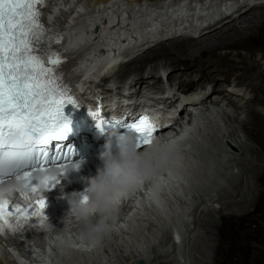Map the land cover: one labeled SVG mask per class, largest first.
Listing matches in <instances>:
<instances>
[{
	"label": "bare ground",
	"instance_id": "bare-ground-1",
	"mask_svg": "<svg viewBox=\"0 0 264 264\" xmlns=\"http://www.w3.org/2000/svg\"><path fill=\"white\" fill-rule=\"evenodd\" d=\"M80 5L77 11V17H73L72 11L65 13L66 9L70 5L69 0H57V9L55 14H62L65 21L58 19V23L54 28L53 33L61 32L67 26L70 32H65V44L71 45L72 43L78 42V40L83 39V36L79 32H73L71 30L72 26L76 25L74 21H85L91 22V18L99 19V23L103 22L105 37L104 42L113 47H121L131 49L133 48L132 42L127 43L126 35H130V39L136 40L134 35L139 36V44L142 47L148 48L151 44H159L160 40L164 36H169V38H175L177 36H188L192 39L188 40H178L172 42L168 46H161L160 49L150 55L143 57L140 64L146 61L155 60L160 56H163L164 60L159 58L160 64L163 68H171L173 71L169 73L168 81L176 82L174 83V89L177 87V83L181 87L179 89L187 95L190 91L187 90V85L190 84H202L205 81H209L214 84V92L217 94L215 101L210 102V106H207L206 110L210 107L209 113L210 118L214 120L203 118L202 125H206L209 121L211 126L216 129L219 124L218 116L222 119L233 123L231 125V130L234 134H228L226 129L223 133V139L220 143L219 138L212 142L209 141L214 146L215 153H211L209 159L194 158V163L186 170V174L179 180L170 182L163 186L168 190L166 193H161L160 189L149 191L147 195H144V201L142 205V211L136 215H131L128 217L126 223L122 226L125 227H114L111 233L106 236L97 244H91L90 249L88 243H84L82 247H88L89 254L81 253L82 256H77L80 254L75 251H67L66 256L59 264H192V260L201 259L207 264H212L208 256H197L193 254L191 256L186 251V241L187 245L190 246L192 242V236L190 227L193 226L194 229H204L207 231V227L213 225L219 233L220 242L214 244L216 247V254H221L222 259L218 258L219 264H231L229 261L228 254L225 253V244L227 239L232 238V234L240 228L234 225H229L227 220H230L231 216L226 215L224 212L230 208L229 203L224 201V196L222 193H217L218 198L213 199L212 194L215 192L216 182L224 177L225 171L222 172L220 169L223 164L219 157L225 158L229 164L236 162L237 166L241 165L243 160L242 156L245 153V149L250 145L248 142L254 140L259 143L264 148V113L260 112L258 107L264 109V68L261 66V61H264L263 57L260 59L255 57V53L251 51L248 55L243 54L240 50H253L260 48L264 51V4H260V0H212L211 5L207 7V0H198L204 6L194 14V9L191 7L190 3L186 0H76ZM172 3V4H171ZM218 3L221 5L218 6ZM169 4V6H164ZM199 14H203V18H197V26L192 25L194 22V17ZM208 14H214L215 16L221 17L218 22H211V17ZM236 14H242L243 16L236 19ZM72 16L73 18H68ZM245 16V18H243ZM242 24V22H245ZM202 22L201 24H199ZM225 22V25L219 31L208 38H201L204 32L210 29H219L218 25ZM134 27V33L124 30L127 25ZM199 24V25H198ZM74 36H77L76 38ZM200 38V39H199ZM121 39V41L119 40ZM195 43L197 46V52L199 56H194L190 63V58L188 54L189 46L185 47V43ZM119 43V44H118ZM186 43V44H188ZM89 44H96L93 40H85L81 43L82 48L88 49ZM174 45V50H170L169 46ZM177 51V53H176ZM192 51V50H190ZM133 51L127 52L124 56L127 57ZM186 56L185 59H181V56ZM184 60L185 71L179 73L176 69V65ZM115 60L113 59L112 62ZM136 61V60H135ZM124 65L119 69L116 74L115 80L124 77L126 70L131 64ZM98 61L95 57L90 59L91 69ZM84 69V65H76L75 70L79 71ZM165 74V69L161 70ZM86 77H90L92 72L89 70H84ZM148 78H143L139 73V68L135 67L134 77H127L121 83V86L116 88L115 96L116 98L125 97L124 95H131L133 93L136 95L142 94L141 103L144 106L149 105L155 100V97L151 93L161 91V87L158 86L160 81V76L158 77L159 71L157 65H154L147 72ZM179 73V74H178ZM232 78L233 82L230 83L226 88L222 87V83H229L228 79ZM130 81V82H129ZM83 84L80 81L77 85L78 88ZM110 83H106L108 86ZM142 84V86H141ZM112 85H110V88ZM172 86V87H173ZM194 86V85H192ZM207 86V85H206ZM140 87V89H138ZM219 87V88H218ZM144 88V90H141ZM209 89L210 86H207ZM201 88L200 96L202 99L208 96L206 89ZM245 90L241 93L236 92L237 89ZM104 91L103 88H101ZM231 89V90H230ZM249 91V98L245 97V93ZM194 92H197L195 90ZM105 95H113V91H104ZM171 93L166 92L163 97L165 103H168L171 99ZM159 99V100H160ZM234 109L233 115L229 112ZM91 111L95 112V108H91ZM89 115V114H88ZM245 115V118L241 116ZM170 118H173L171 114H168ZM204 121V122H203ZM229 129V128H228ZM219 134V135H221ZM227 134V136H226ZM209 137V136H208ZM228 140H230L235 151H230L228 147ZM179 140L175 141V145H178ZM197 139L188 142V145L193 146L196 144ZM222 145V146H221ZM232 157L228 156V152ZM235 147V148H234ZM199 152V151H198ZM188 152L185 151V156ZM199 155V154H198ZM240 156V157H236ZM239 164V165H238ZM184 165V164H183ZM198 169V171H196ZM261 174L259 176L260 182L264 185V165L260 167ZM201 170V172L199 171ZM239 174H245L242 167L239 168ZM176 183L179 185L176 187ZM213 183V184H212ZM208 184H211L210 186ZM189 189V194H185L182 191L178 199L187 198L189 200L196 201L198 205H191L187 208L186 213L177 212L179 203L177 202V196L175 201V196H171L173 191L179 192L180 190ZM201 188L199 190L195 188ZM222 189V186H218ZM264 187V186H263ZM203 188L207 190L204 191ZM206 194L208 197H206ZM226 195V192H224ZM209 198L208 204L204 202ZM159 200V201H158ZM219 203L220 209L218 211L221 224L218 222L211 221L208 225H204L202 219L192 220V216L195 211L198 210L202 205L208 208L207 212H210V207ZM257 208L264 207V195L261 194L254 201ZM254 202L249 203L252 205ZM187 204V202H185ZM202 203V204H201ZM245 201L244 204H246ZM236 207L242 209V205L239 201H236ZM204 212V211H203ZM201 212V214L203 213ZM204 214V213H203ZM250 212H247L245 217L247 218ZM162 224L161 228H167L169 233L162 235L163 241L172 242V235L175 237L177 242L184 243V250L181 254H174V250L170 252V257L172 260H162L169 253L168 249L158 250L155 246V240L151 238L149 233L151 232L155 238H157L151 229L144 228L145 225L153 226V221ZM190 221L192 224H190ZM175 228H172L174 227ZM136 235L135 237L132 234ZM162 232V229H160ZM157 231V229H156ZM198 230H196L197 232ZM144 233H147L145 235ZM209 243H215L213 236L211 237L210 232H208ZM261 233V234H260ZM258 234V235H257ZM6 235L11 236V234L6 233ZM192 235V236H191ZM257 235L260 238L262 235L264 237V224H259L255 231H249V237ZM138 241L136 245L133 242ZM194 243V242H192ZM167 246L168 243H165ZM95 247V252L97 256H91L92 247ZM167 252V253H166ZM225 254V257H224ZM173 255V256H172ZM37 255H31L35 258ZM42 256L47 258L48 254L43 252ZM86 256V259L84 260ZM111 256V257H110ZM115 260L113 261V259ZM258 258V257H256ZM256 258H251L249 255L246 256L244 264H254L256 263ZM21 258L19 254L11 246H0V264H20ZM35 264H45L42 262H36Z\"/></svg>",
	"mask_w": 264,
	"mask_h": 264
},
{
	"label": "snow or ice",
	"instance_id": "snow-or-ice-1",
	"mask_svg": "<svg viewBox=\"0 0 264 264\" xmlns=\"http://www.w3.org/2000/svg\"><path fill=\"white\" fill-rule=\"evenodd\" d=\"M48 5L49 0H0V183L13 177L21 180L15 190L21 199L40 190L41 173L48 190L68 168L79 167V162H72L73 149L64 144L70 121L63 109L67 104L76 107L61 71L65 58L53 49L47 53V64L44 61L43 38L50 29L42 18ZM60 41L57 37L55 43ZM88 114L101 131L105 125L126 129L138 151L151 144L157 132L146 115L127 122L106 119L99 110L89 109ZM52 168L57 169L54 176L49 175ZM81 199L86 201V194ZM45 206L43 196L23 205L11 197L0 198V237L21 233L32 220L43 229L48 224Z\"/></svg>",
	"mask_w": 264,
	"mask_h": 264
},
{
	"label": "rangeland",
	"instance_id": "rangeland-1",
	"mask_svg": "<svg viewBox=\"0 0 264 264\" xmlns=\"http://www.w3.org/2000/svg\"><path fill=\"white\" fill-rule=\"evenodd\" d=\"M264 2V0H260L259 3ZM236 14V19L240 18V16L242 17V14ZM245 18V16L243 17ZM245 22H242V24H245ZM223 27L219 28V29H210L206 32H204V36H202L201 38L205 39L208 38L209 36H211L212 34H214L216 31H219L220 29H222ZM216 34V33H215ZM188 39H192L188 36H177L175 38H168V36H164L161 38L160 43L159 44H155L153 46L150 47V49L144 53L142 56H140L135 62L134 64L132 63L131 66H129L125 72V76L121 77L120 79H117L113 82H111L108 86H104L102 87L104 89V91H109L112 90L113 91V95H115L116 93V88L118 86H121V83L125 80V78L130 77L133 78L134 77V69L135 67L139 68V73L140 75L145 78V77H149L147 74V72L150 70V68L154 65H157V69L158 71L160 69H163L162 65L160 64V59L164 60L163 56H160L159 58L155 59V60H150V61H146L143 64H140V62H138L139 60H141L143 57L150 55L154 52L157 53V51L160 49L161 46H168L169 44H171L172 42L178 41V40H188ZM200 39V38H199ZM188 43V42H186ZM184 44L185 47L189 46L188 50V54H189V58H190V63L191 60L193 59L194 56H199V52H197V46H195V43H188V44ZM174 45H170L169 49L170 50H174ZM192 50V51H190ZM251 51H253L255 53V57L260 59V57H263L264 55V51L261 50L260 48H256V49H251V50H240L241 53L243 54H249ZM177 53V51H176ZM181 59H185L186 56H181ZM185 61L181 60L177 65H176V69L179 70V73L184 72L185 71V65H184ZM261 66L262 68H264V61H261ZM165 69V73H167L169 75V73H172V69L171 68H164ZM178 73V74H179ZM159 77V76H158ZM115 78V77H114ZM114 78L112 80H114ZM229 83H222V87H227L230 83L233 82V79L230 78L228 79ZM121 82V83H120ZM130 82V81H129ZM162 83V79L160 78L159 84L158 86H160V84ZM176 83V82H173ZM110 85H112L110 88ZM175 85V84H174ZM194 85V86H192ZM211 87V91L206 89V93H210V92H214V84L209 82V81H205L203 82L201 85L198 83L195 84H190L187 85V90L186 91H195L204 87V89L207 86ZM142 86V84H141ZM177 87H181L179 83H177ZM219 88V87H218ZM138 89H140V87H138ZM141 90H144V88H141ZM231 90V89H230ZM245 89H237L236 92H243ZM134 94V93H133ZM132 94V95H133ZM144 94V93H142ZM131 95V93H130ZM250 94L249 91H247L245 93V97L249 98ZM257 109H259L260 112L264 113V109L262 107H256ZM233 111L234 109H231L229 112L231 113V115H233ZM241 118H245V115L241 116ZM214 120V119H213ZM211 121V120H210ZM209 121V122H210ZM218 127H217V131L215 128H213L211 126V124L208 122L205 126H204V134H205V138H203V143L206 145V148L200 152L198 158H202V159H208V157H211V153L214 152V146L212 145V143L209 141V138L212 142H215V140H217L219 138V141L221 143L222 141V137H223V133L226 129L228 130V134H234V132L231 130V125H233V123H229V121H226L224 119H222L221 117L218 116ZM229 128V129H228ZM221 134V135H219ZM209 136V137H208ZM227 136V134H226ZM228 142H230V140H228ZM231 143V142H230ZM250 145L245 149V153L242 156V164L237 166L236 162H232L231 164H229V162L222 157H219L220 160L222 161V165H221V169L220 171L224 173V177H222L220 180L222 181H214L216 182L215 185V192L214 194H212L213 199H217L218 195L217 193H222L224 196V201H226L227 203H229L230 208L228 210H226L224 213L226 215H230L231 218L230 220H227V223L230 222L229 225H234L236 227H239V229H237V234L236 232L232 234V238H228L227 242L225 244V253L228 254L229 257V261L231 264H244V261L246 260V256L249 255L251 258H256V263L254 264H264V237L263 235L260 238H257V235L253 236V237H249V231H255L257 229V226L259 224H264V207H260L257 208L255 206V200L257 199V197L261 194L264 195V185L260 182L259 180V176L261 174V169L260 167L264 165V148L257 142H255L254 140H250L248 142ZM222 146V145H221ZM223 149V147H222ZM224 150V149H223ZM225 152H228L227 150H224ZM232 151V150H230ZM234 152V151H233ZM228 156L232 157L229 152H228ZM236 157H240V156H236ZM242 167L244 169L245 174H239V168ZM201 171V170H200ZM213 184V183H212ZM179 185V183H176V187ZM209 186L211 184H208ZM222 186V189L219 188L218 186ZM197 190L201 189L199 187L195 188ZM204 191L207 192V190L205 188H203ZM184 191L185 194L187 192V194H189V189H184L180 190L179 192H175L173 191V193L171 194V196L173 197V195L175 196V201H176V196H177V202L179 203V207H178V213L179 212H183L186 213L187 208H190L191 205H198L196 201L193 200H189L188 197L184 198V199H178L180 193ZM224 192H226V195H224ZM206 197H208V195L206 194ZM159 201V200H158ZM236 201H239L242 205V209H238L236 207ZM245 201H247L246 204ZM187 202V204L185 203ZM204 202H207L208 204H211L214 202H210L209 203V198L207 200H204ZM254 202L251 206L248 205L249 203ZM217 204L214 206V208L216 209V211H213V208L211 206L210 207V212L208 211V208L205 207L204 205H202L198 210L195 211L194 215L192 216V220H199L202 219L203 222H205L204 225H208L209 222L214 221V222H218L219 224H221V219L219 216V203L216 202ZM202 204V203H201ZM187 206V208H186ZM204 211V212H203ZM201 212H203L201 214ZM247 212H250V215L246 218L245 215ZM190 224L191 221H190ZM153 226H149V225H145L144 228L146 229H151L155 236L157 238L154 237V235H152V233L150 232L149 235L151 236V238H153L155 240V246L158 250L161 249H168L169 253L166 254V257L162 258V260H172V258L170 257V252L172 251V249L174 250V254L178 253L181 254V252L184 250V243L182 245V242H177L175 240V237L172 235V242H167L164 241L162 244H160L161 241H163L164 239H162V235L165 233H169V230L167 228H161L162 224H158V222H156L155 220L152 222ZM172 228H175L172 227ZM157 229V231H156ZM162 229V232L161 230ZM191 233H194L195 236H192V242L194 243H190V246L187 245V241H186V251L193 256V254H196L197 256H208L209 254H211V261L212 264H219L218 263V258L222 259V255L221 254H216V247H214V244H217L220 242V238L221 236H219L218 231L216 230V228L213 225H210L207 227V231L212 233L211 237L213 236V239L215 241V243L211 242L209 243V235L207 233L206 230L204 229H199V227L197 229H194L193 226L190 227ZM196 230H198L196 232ZM132 234H133V227H132ZM145 235H147V233H144ZM261 234V233H260ZM133 236L135 237L136 235L133 234ZM135 245L136 243H138V241L133 242ZM165 243H168V245L166 246ZM165 249V250H166ZM167 253V252H166ZM173 256V255H172ZM111 257V256H110ZM225 257V254H224ZM115 260V258L113 259V261ZM192 264H207V262L201 261V259L198 260H192Z\"/></svg>",
	"mask_w": 264,
	"mask_h": 264
},
{
	"label": "clouds",
	"instance_id": "clouds-1",
	"mask_svg": "<svg viewBox=\"0 0 264 264\" xmlns=\"http://www.w3.org/2000/svg\"><path fill=\"white\" fill-rule=\"evenodd\" d=\"M116 138L113 151L111 139L104 145L98 159L100 167L96 175L87 178L86 201L70 193L66 199L70 216L80 225V238L90 244H97L108 236L115 226L122 201L132 196L145 181L159 170L167 167L171 158L167 150L158 144L149 145L138 151L133 136L109 133ZM50 176L56 175L54 170ZM40 188L44 189V174L38 176ZM22 181L14 177L0 183V198H10Z\"/></svg>",
	"mask_w": 264,
	"mask_h": 264
},
{
	"label": "water",
	"instance_id": "water-1",
	"mask_svg": "<svg viewBox=\"0 0 264 264\" xmlns=\"http://www.w3.org/2000/svg\"><path fill=\"white\" fill-rule=\"evenodd\" d=\"M97 29L100 30V27L98 26ZM227 143H228V147L230 148V150L235 151L236 148L234 147L235 149H233V145L230 142H227Z\"/></svg>",
	"mask_w": 264,
	"mask_h": 264
}]
</instances>
